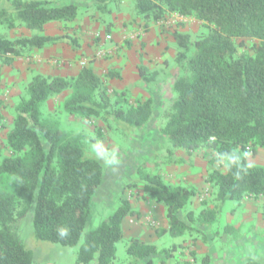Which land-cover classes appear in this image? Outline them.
<instances>
[{
	"label": "trees",
	"instance_id": "16d2710c",
	"mask_svg": "<svg viewBox=\"0 0 264 264\" xmlns=\"http://www.w3.org/2000/svg\"><path fill=\"white\" fill-rule=\"evenodd\" d=\"M137 13L156 24L177 14L195 18L208 32L191 41L188 34L174 31L178 48L175 62L179 73L172 84L174 98L164 113L160 135L169 143L166 164L174 150L186 153L201 148L214 153L224 164L213 169L206 183L213 189L216 206L195 213L189 210L196 189L167 185L158 173L136 169V182L153 202L163 204L167 229L156 236L173 238L209 230L227 201H258L264 196V165L249 164L248 154L264 151V0H134ZM61 2V1H58ZM103 8L105 0H95ZM79 6L47 0H0V27L24 28L30 36L8 39L0 33V63L12 65L24 53L59 43L70 44L67 35H42L46 25L77 18ZM254 44L246 47L245 40ZM239 48L245 50L239 52ZM140 80L150 81L143 66H137ZM14 108L12 127L6 133L11 155L0 163V176L16 181L12 190L0 188V264H34L23 244L19 224L31 207L32 237L62 247H76L75 264H114L116 245L123 237L122 221L138 216L129 200L121 199L98 226L84 232L92 203L103 183V165L84 156L79 135L62 130L56 120L45 119L41 106L50 98L67 94L62 110L84 119L112 118L131 127L147 125L154 113L152 98L128 104L124 91L114 92V101L92 68L84 66L75 77L36 73ZM126 103V104H125ZM0 102V129L4 127ZM61 230L65 234L61 235ZM227 225L225 232H234ZM175 246L157 250L155 245L130 238L126 245L129 264H154L158 255L169 257ZM193 259L196 254L191 253ZM250 264V262H246ZM199 264H211L204 254ZM252 264H259L252 262Z\"/></svg>",
	"mask_w": 264,
	"mask_h": 264
},
{
	"label": "rangeland",
	"instance_id": "374dc122",
	"mask_svg": "<svg viewBox=\"0 0 264 264\" xmlns=\"http://www.w3.org/2000/svg\"><path fill=\"white\" fill-rule=\"evenodd\" d=\"M47 1L57 4L75 3L79 6L77 18L74 21L50 23L40 32L42 35L49 36L67 35L72 41L70 44L59 43L56 46L24 53L16 57L12 65L0 63V102L4 123V127L0 129V163L11 155L6 147L5 137L12 127L14 108L23 97H26L27 84L33 75L40 73L42 61L45 59L47 64L51 62L54 66L71 62V59L64 60V56H70L71 52L78 55L77 52L81 49L79 41L84 34L93 29L98 30L91 38L92 46L87 43V47H93V51L88 57H84L85 66L87 63L100 61L98 76L112 101L115 99V91H124L129 105L152 98L154 113L147 125L137 128L125 123H114L112 118L84 119L67 115L62 110V103L67 94L50 98L42 104L43 118L56 120L62 130L72 135H79L84 144V156L96 159L103 165V183L94 197L92 211L84 232L96 228L100 220L107 216L121 199H126L129 200L138 216H127L128 219L126 217L125 220L123 219L124 222L122 221L121 225L123 237L116 245L114 264H129L130 258L125 249L130 238L145 240V243L155 245L157 250L175 246L172 255L168 258L161 254L156 255L153 258L154 264H199V259L204 254L211 256V264H247L248 261L250 264L252 262L264 264V196L258 201H252L249 198L242 201L246 210H250L248 212L252 214L253 221L249 222L251 226H247L249 223L241 224L240 222L235 233L224 231V228L230 225L227 221L239 222L238 210L243 205L241 202L227 201L222 205L218 220L209 230L202 229L203 234L192 233L173 238L168 233L156 236L155 230L167 225L165 207L163 204L151 201L143 193L141 184L135 181V171L138 168L158 173L167 185L180 184L185 187L193 186L196 189V195L191 200L189 210L197 213L202 209H213L216 206L213 199L214 189L205 181L211 170L222 171L224 164L215 161L214 153L204 148L192 153L176 149L172 159L180 160V162L166 164L163 161L167 159L169 143L159 133V129L165 123L164 113L169 109L175 96L172 84L179 73L175 62L178 48L172 33L178 31L188 34L190 40L194 41L208 32V26L195 18L177 19L173 14L165 16L160 21V23L163 21L165 25L161 24L160 28L162 29L163 26L166 28L162 29L160 34L166 33V38L170 41L172 39V43H167V49H170L168 56L163 61L152 64V60L146 62L143 54L134 49L139 44H135L134 39L126 35L133 33L134 37L138 38L142 33L149 31L146 30L149 21L137 13L134 0H105L106 4L103 8L98 7L95 0ZM116 22L120 24L121 32H124L121 44L114 46L112 51L114 55L109 56L108 52L101 54L104 50L101 48L102 40L104 41L105 35L108 34V28ZM99 30L103 31L102 35L97 33ZM0 33L8 39L35 34L24 28L7 29L4 26L0 27ZM254 42L256 41L247 39L245 45L248 48ZM94 50H100L99 55ZM238 50L242 52L245 49ZM44 51H52L53 55L46 57L43 54ZM83 56L80 54L78 62L83 60ZM131 56L139 60L138 66L144 67L147 78H150L152 74L156 76H153L150 81L140 80L123 89L119 87L121 79H117L120 75L119 69L114 67L117 63L109 62L115 58V62L122 63L123 59ZM149 64L152 66L149 67ZM83 67L80 65V68ZM257 151L256 154H248L249 164L264 163V151L260 150L259 153ZM110 160L117 163L110 164L108 163ZM15 185L16 181L11 177L0 176V188L12 190ZM32 215L33 207L19 224L18 234L25 247L31 251L34 264H75L76 253L82 238L74 248L37 241L32 237ZM249 235L254 240H247ZM150 238H154L152 242ZM192 252L196 254V259L192 258ZM89 264H95V260Z\"/></svg>",
	"mask_w": 264,
	"mask_h": 264
},
{
	"label": "crops",
	"instance_id": "0c3cea01",
	"mask_svg": "<svg viewBox=\"0 0 264 264\" xmlns=\"http://www.w3.org/2000/svg\"><path fill=\"white\" fill-rule=\"evenodd\" d=\"M116 22L113 23L112 26H110L108 28V34H110L112 36V40L110 42H105L102 40L103 42V46L101 47L102 49V53L101 54H105L106 52L109 53V56L114 55V53L112 52L114 50V46H119L121 44L122 38L124 37V32H121L120 30V24ZM165 25V23H163V21L157 22L156 24H152V23H148V27L146 28V30H149L147 33H142L138 38H135V34L131 33V34H126L127 36L129 35L131 38L134 39V43L135 44H139L138 47H135L134 49L139 50V52H141L143 54V58L144 60L147 62L149 60H152V64H155V62H161L163 61L169 54L170 49H167V43L171 42L172 43V39L171 41L168 40V38H166V33L165 34H160V31L164 28H166V26H163L162 29L160 28V26ZM46 27V26H45ZM160 29V30H157ZM128 30V29H127ZM96 31L98 30H90L88 33H83L84 36L81 38V40L79 41V43L81 44V49L78 50V55H75V52H71L70 56H64V60H68L71 59V62H66L65 65H60V66H54L52 65V63L50 62L49 64L46 63L45 59L44 61H42V69L40 71L41 74L43 75H53V76H61V77H65V78H70V77H75L80 68V62H78V57L80 56V54H83V60L82 61H86L84 60L85 56L88 57L90 55V53L93 51V47L88 48L87 47V43H89V46H92L91 44V38L94 35L93 33H96ZM156 31H158V33H156ZM102 30H99V34L102 35ZM139 34V32H138ZM58 45V44H57ZM56 46V45H55ZM99 49V48H97ZM96 51V50H94ZM100 51V50H98ZM96 51L95 53H97V55H99V52ZM43 54L46 57H49L52 54V51H44ZM109 63H117L116 65H114V67L118 70L119 69V77L117 79H121V82H119V87L125 89L127 86H131L134 85L136 82L140 81L138 72H137V66L139 64V60L134 57L131 56L128 59L125 58L123 59V62L121 63L120 61L115 62V58H113ZM88 67L92 68L93 71L99 75V67H100V61H96V62H90L87 63ZM152 65L149 64V67H151ZM39 67V66H38ZM116 79V80H117ZM260 150H258L257 152L259 153ZM256 154V153H255ZM249 161V159L247 160ZM259 165V164H258ZM264 165V163L262 164ZM243 205L240 206L238 212H240V217H239V222L237 223L236 221L232 222V221H227L228 223H230V225L233 226L234 228V233L237 230V225L240 224H246L249 223L251 221H253L252 218V214L248 211L250 210H246V208L244 207V202H241ZM255 211V210H254ZM135 217V216H134ZM128 219V217H126ZM125 218V219H126ZM124 219V220H125ZM123 220V222H124ZM233 223V224H231ZM237 223V224H236ZM247 226H251V223L247 224ZM162 228L167 229V225L166 227L162 226ZM125 230V228H124ZM138 233V232H136ZM143 239V238H142ZM154 238H150L151 242L153 241ZM144 240V239H143ZM247 240H254V238H252V236L249 235V237L247 238ZM145 241V240H144ZM253 242V241H252Z\"/></svg>",
	"mask_w": 264,
	"mask_h": 264
},
{
	"label": "built area",
	"instance_id": "2783aa9c",
	"mask_svg": "<svg viewBox=\"0 0 264 264\" xmlns=\"http://www.w3.org/2000/svg\"><path fill=\"white\" fill-rule=\"evenodd\" d=\"M177 19H181V18H183V17H181V16H178L177 14H173ZM112 40V36L110 35V34H106L105 35V37H104V41L105 42H110ZM85 64H86V61H81L80 62V65L81 66H85Z\"/></svg>",
	"mask_w": 264,
	"mask_h": 264
},
{
	"label": "clouds",
	"instance_id": "9594fccd",
	"mask_svg": "<svg viewBox=\"0 0 264 264\" xmlns=\"http://www.w3.org/2000/svg\"><path fill=\"white\" fill-rule=\"evenodd\" d=\"M108 163H117V161H112V160H110V161H108ZM61 235H64L65 234V232H64V230H61V233H60Z\"/></svg>",
	"mask_w": 264,
	"mask_h": 264
}]
</instances>
